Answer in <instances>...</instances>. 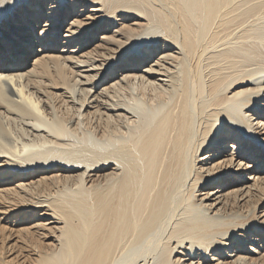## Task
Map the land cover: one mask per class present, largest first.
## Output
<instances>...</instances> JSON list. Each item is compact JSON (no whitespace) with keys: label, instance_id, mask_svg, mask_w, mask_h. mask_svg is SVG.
<instances>
[{"label":"bare ground","instance_id":"bare-ground-1","mask_svg":"<svg viewBox=\"0 0 264 264\" xmlns=\"http://www.w3.org/2000/svg\"><path fill=\"white\" fill-rule=\"evenodd\" d=\"M0 76V264H264V0H16Z\"/></svg>","mask_w":264,"mask_h":264},{"label":"snow or ice","instance_id":"snow-or-ice-1","mask_svg":"<svg viewBox=\"0 0 264 264\" xmlns=\"http://www.w3.org/2000/svg\"><path fill=\"white\" fill-rule=\"evenodd\" d=\"M15 7H16V0H11L10 3L8 2V0H0V13H2L5 8H15ZM46 34H47V31L45 30L43 32V35H46ZM0 79H6V80L11 81L13 78L7 77V76H0ZM18 91H21V94H23L22 90L18 89ZM240 95H243V93H241ZM34 107H35V105H34Z\"/></svg>","mask_w":264,"mask_h":264}]
</instances>
